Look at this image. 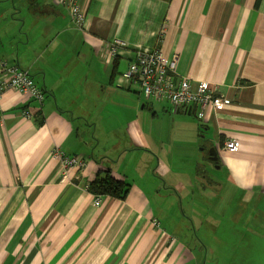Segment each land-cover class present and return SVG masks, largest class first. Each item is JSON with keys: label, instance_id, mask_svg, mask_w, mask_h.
Wrapping results in <instances>:
<instances>
[{"label": "crops", "instance_id": "crops-1", "mask_svg": "<svg viewBox=\"0 0 264 264\" xmlns=\"http://www.w3.org/2000/svg\"><path fill=\"white\" fill-rule=\"evenodd\" d=\"M76 2L80 29L59 0H0V60L42 95L6 91L0 104V264H201L161 228L163 190L209 187L215 204L226 191L248 205L251 232L264 226V0ZM115 39L126 45L111 58ZM157 47L229 104L202 121L125 87L137 50ZM53 149L83 157V172L62 179ZM107 173L128 186L123 200L85 191Z\"/></svg>", "mask_w": 264, "mask_h": 264}, {"label": "built area", "instance_id": "built-area-1", "mask_svg": "<svg viewBox=\"0 0 264 264\" xmlns=\"http://www.w3.org/2000/svg\"><path fill=\"white\" fill-rule=\"evenodd\" d=\"M66 8L72 25L80 29L84 23V10L76 0H59ZM125 42L115 39L110 42L107 56L114 57L125 47ZM177 56L165 58L160 48L144 51L137 50L127 68L120 75V81L125 87L136 86L147 101H166L183 113L194 114L197 119L204 120L216 108L229 104L224 95H216L211 85L206 81L194 82L176 75ZM120 81L117 85H120ZM6 91H14L29 95L36 100H42L38 87L33 83L29 74L15 67H8L0 60V104ZM28 117V113H24ZM3 116L0 114V124ZM226 149L235 150L236 143L227 141ZM50 159L58 162L62 179L68 180L71 174H79L86 167L83 157H69L59 149H53ZM89 191V184L85 185ZM94 204H100V198H94ZM157 225V223H155Z\"/></svg>", "mask_w": 264, "mask_h": 264}, {"label": "rangeland", "instance_id": "rangeland-1", "mask_svg": "<svg viewBox=\"0 0 264 264\" xmlns=\"http://www.w3.org/2000/svg\"><path fill=\"white\" fill-rule=\"evenodd\" d=\"M211 173L219 174L213 169L209 175ZM172 193L163 190V198L159 199L161 204L152 207L158 208L155 214L161 228L167 229L172 237L184 244L191 255H196L199 263L264 264V226L258 222L256 232H251L253 226L247 222L249 216L244 217L248 215L245 208L250 211L248 205L237 206L226 191L218 195L220 200L215 204L217 201L211 194L214 190L209 187L187 190L184 196L180 195L181 199H176ZM234 210L241 214L240 219L230 216ZM243 218L247 220L243 221Z\"/></svg>", "mask_w": 264, "mask_h": 264}, {"label": "trees", "instance_id": "trees-1", "mask_svg": "<svg viewBox=\"0 0 264 264\" xmlns=\"http://www.w3.org/2000/svg\"><path fill=\"white\" fill-rule=\"evenodd\" d=\"M89 192L98 196L107 195L116 199L123 200L128 192V186L123 182L114 180L107 173L102 179L89 184Z\"/></svg>", "mask_w": 264, "mask_h": 264}, {"label": "water", "instance_id": "water-1", "mask_svg": "<svg viewBox=\"0 0 264 264\" xmlns=\"http://www.w3.org/2000/svg\"><path fill=\"white\" fill-rule=\"evenodd\" d=\"M208 154H209V161L213 163L217 162V155H216L214 148H211Z\"/></svg>", "mask_w": 264, "mask_h": 264}]
</instances>
